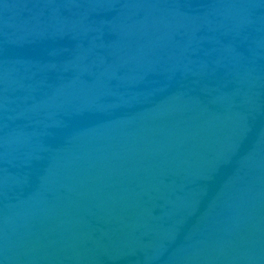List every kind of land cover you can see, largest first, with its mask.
<instances>
[{
    "label": "water",
    "instance_id": "95a60500",
    "mask_svg": "<svg viewBox=\"0 0 264 264\" xmlns=\"http://www.w3.org/2000/svg\"><path fill=\"white\" fill-rule=\"evenodd\" d=\"M0 264H264V0H0Z\"/></svg>",
    "mask_w": 264,
    "mask_h": 264
}]
</instances>
